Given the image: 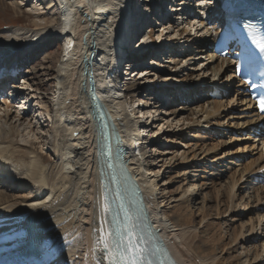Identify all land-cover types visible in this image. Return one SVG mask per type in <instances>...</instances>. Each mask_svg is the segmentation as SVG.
Listing matches in <instances>:
<instances>
[{"label":"bare ground","instance_id":"1","mask_svg":"<svg viewBox=\"0 0 264 264\" xmlns=\"http://www.w3.org/2000/svg\"><path fill=\"white\" fill-rule=\"evenodd\" d=\"M205 1L34 0L29 10L22 11L24 3L7 0L21 20L31 19L33 29L12 27L0 33V39L8 41L5 56L14 52L0 57L2 67L30 61L45 48L48 34L57 33L62 45L57 59L43 57L48 65L41 70L50 72L47 81L53 83L48 104L34 88V70L20 87L13 85L16 79L13 83L4 79L5 87L11 85L5 95L9 91L11 97L0 101V178L4 179L0 187H15L13 194L32 188L35 192L0 195V243H7L0 245V264H23L38 232L49 244L47 264H107L100 235L108 236V211L102 186L94 179L99 147L88 94L90 72L95 97L108 108L119 133L116 149L139 181L149 221L160 230L178 264H264V185L251 181L264 173V136H251L263 126V119L254 114L230 64L208 51L213 40L206 38L207 32L200 33L185 14L173 19L180 6L184 5L182 13L203 3L212 6V0ZM4 4L0 0V9L6 8ZM206 13L212 17L210 10ZM157 26L162 31L152 42L150 36L139 40L142 29L153 32ZM158 41L165 42L163 50L151 45ZM197 56L203 66L196 70L200 73L181 72L179 64L194 62ZM164 57L168 59L161 68L167 75L162 78L157 69ZM51 60L55 67L49 65ZM146 61L148 69L132 81L130 70ZM120 62L131 66L126 72L129 81L117 74ZM139 79L152 88L139 91ZM203 89L218 90L220 97H206L205 102L190 98ZM181 93L190 99L183 102ZM146 116L153 120L145 123ZM156 121L161 129L177 125L164 139L171 148L157 158L153 153L160 130L144 136ZM21 129L30 138L35 136L36 143L50 142L53 160L35 150V143L19 144ZM171 172L172 177L161 184L160 178ZM175 180L181 186L170 191ZM205 192L204 208L196 216L194 198ZM204 204L213 205L211 214ZM13 235L17 240L9 242Z\"/></svg>","mask_w":264,"mask_h":264},{"label":"rangeland","instance_id":"2","mask_svg":"<svg viewBox=\"0 0 264 264\" xmlns=\"http://www.w3.org/2000/svg\"><path fill=\"white\" fill-rule=\"evenodd\" d=\"M4 1V3L6 4V8H4L3 10L2 9H0V33L2 32V31H4V30H7L8 28H12V27H22V28H26V29H33L32 28V25L30 24V20L31 19H28L27 18V16H23V19L21 20V17H18L17 15H15L14 14V12L11 10V8H9L10 6L8 5L9 3L7 2V0H3ZM13 1H16L18 4H20L21 2H22V4L23 5H21V8H22V11H25V10H29L30 9V7L29 6H31L32 5V3L31 2H33L34 0H32V1H30L29 3H28V1L29 0H13ZM20 1V2H19ZM48 1V0H47ZM191 2H193V3H195V2H197V0H191ZM5 4H4V6H5ZM23 6V7H22ZM8 8V9H7ZM194 8V7H193ZM196 11H197V9H196ZM176 12H179V11H176ZM25 14H26V12H25ZM196 14H199V13H196ZM124 15H125V13H124ZM126 16V15H125ZM182 16V14H177V15H175L174 16V20H176V18L177 17H181ZM25 18V19H24ZM28 19V20H27ZM122 24L123 23H126L127 22V17L126 18H124L122 21H120ZM24 26V27H23ZM146 26H148V25H145V27H144V30H145V28H146ZM160 29V30H159ZM143 29L140 31V33H139V40H141L144 36H150V38H149V42L152 40H154V38H155V35L156 34H158V33H161V28H159L158 26L154 29V31L153 32H147V33H145V31H144ZM170 34H173V32L171 33L170 32ZM49 36H50V38H48L47 36L45 37V39L44 40H46L45 41V48H43L42 50H40L36 55H34L33 57H31L30 58V61L28 60V61H26L25 63H24V65H23V69H22V71L20 72V76H19V78H18V80H16V84L14 83L13 85H16L17 87H20L21 86V84L23 83V81L24 80H26V79H28V77H25V75L29 72V73H31L33 70H34V72L36 73L37 72V74H35L34 75V77H33V82H34V84H35V86H34V88H37L38 89V93H40V94H42V98L44 97L45 98V100L43 101V102H45V103H49L48 102V99H49V97H50V94L52 93V89H53V83L52 82H49V81H47L48 79H49V73L50 72H48L47 70H41L42 68H45L48 64H46V63H44V61H43V57H45V56H47V57H50V58H52V60H53V58L54 59H57L58 58V55H59V53H60V50H61V45H62V41H61V39L59 38V35L57 34V33H53V34H48ZM53 36V37H52ZM164 36V40H165V38H167L168 36H169V34H166V35H163ZM5 39H0V57H3V58H5V57H8V56H11V54L13 53L14 54V52H12L11 54H7V56H5L6 54H5V52L3 51L6 47H5V45H7L6 43H8V41L6 40V41H4ZM151 41V42H152ZM151 45H155L159 50H163L165 47H166V45H165V42H156V43H154V44H151ZM159 52V51H158ZM188 54V53H187ZM5 56V57H4ZM185 56V55H184ZM169 57V56H168ZM168 57H164L163 58V60H162V64H160V68H158L157 70H158V73H159V75H158V77H165L166 75H167V73H165V72H167V71H165V69H163V68H161V67H163L164 66V63L163 62H165L167 59H168ZM183 58V57H182ZM199 59V56H197V58H196V61H194V62H189V63H187V64H184L183 65V63H180L179 64V66H178V68H180L181 67V72L183 71L184 73H190V72H192V73H196V74H199L200 72H196V70L198 69V70H201L202 68H203V66H201V63H202V61H200V59ZM48 61V63H50L49 65L50 66H52V67H55V63H53L54 61ZM179 60H180V57H179ZM52 62V63H51ZM147 62L148 61H146V62H144L143 64H141L140 66H137L136 68H131L132 70H130V72L132 71V73H130L129 71H128V68H129V66L130 65H128L127 63H125V62H120L119 64H118V66H120L119 67V70L117 71V74H118V76L121 78V79H126L128 76L126 75V72H129V74H130V79H132V81H133V79H134V76H135V79H138V77L141 75V74H139L141 71H143V70H146V69H148V66L147 65H145V64H147ZM126 65V66H125ZM150 66V65H149ZM131 67V66H130ZM195 70V71H194ZM28 73V74H29ZM122 74V75H121ZM137 74V75H136ZM203 78H206V79H208V81H210L211 79H212V77L210 76V77H208V76H203ZM128 79V78H127ZM126 79V81H129V80H127ZM156 80H157V78H156ZM160 80V79H159ZM161 81V80H160ZM143 84H144V82L141 80V79H139V80H137V83H136V87L138 88V90L139 91H148L149 89H147V88H152V87H150V85H147L146 86V84H144V86H146V87H144L143 86ZM121 87H123V85L122 84H120V88ZM162 88V87H161ZM145 95H146V93H144ZM202 95H204L203 97H201ZM6 97H4V99L5 100H7V99H10V97H11V92H9L8 91V93L5 95ZM144 96V95H143ZM142 96V97H143ZM196 96H197V98H203V102H205L206 101V97H208L209 96V93H208V91L207 90H201L200 92H198L197 94H196ZM142 97H139V98H142ZM145 97V96H144ZM189 97V95L188 94H186V93H181L180 94V99L181 100H183V102H185V101H188V99H190V98H194V94L193 95H190V98H188ZM172 98H169V100H171ZM174 99V98H173ZM9 101V100H8ZM200 104H202V102H200ZM22 104H20V106H21ZM179 105V104H178ZM165 108H166V106H165ZM164 108V109H165ZM44 115H45V113H44ZM137 116H139L138 114L136 115V117ZM146 117H148V116H146ZM150 120H153V117H148L147 119H146V121H145V117L142 119V121H144L145 123H149L150 122ZM33 123V122H32ZM155 124V128L153 129V127L152 128H150V129H148L147 130V132H144V136H148V134H149V132H158L159 130H160V135H159V139H161V140H157V142L159 141L160 143H159V145H155V147H157V148H155V152L153 153V154H155V156H156V158L157 157H159L161 154H165V153H167L168 151H169V148H171V146L172 145H169L168 143L167 144H165V137L167 136V135H169L174 129H175V131L177 130L175 127L177 126L175 123H172V126H171V128H167V129H165L166 128V126L164 127V129H161V127H159L158 126V124L160 123L159 121H156V122H154ZM2 124V123H1ZM0 124V125H1ZM160 125H162V124H160ZM45 129V128H44ZM24 130V129H23ZM22 129L20 130V134H18L17 135V137H16V141L19 143V144H21V145H27V140H28V142H30V143H35V150H40L39 152H43L45 155H46V153H48L45 157H47L48 158V160H50V161H52L53 160V157H51V154H50V152H51V150H52V147L51 146H47L50 142H47L48 144L46 145L45 144V141H42V140H40V142H42V143H36V141H34V137H33V139H32V137L30 138V136H28V135H26L25 133H24V131H23ZM22 132H23V134H22ZM165 132V135L164 136H162V134ZM151 134V133H150ZM24 135V136H23ZM26 135V136H25ZM37 135H38V137H40V134H36V137H37ZM153 135V134H152ZM28 138V139H27ZM30 138V139H29ZM144 139H145V137H143ZM149 139V138H148ZM21 140H26L25 141V143L24 144H22L21 143ZM149 141H150V139H149ZM148 141V142H149ZM37 144H39V145H37ZM29 145V144H28ZM42 145V146H41ZM145 146H147V144H144V148H147V147H145ZM42 147V148H41ZM151 148H152V146H151ZM149 148H147V150H148ZM165 151H167V152H165ZM166 156V155H165ZM168 157V156H167ZM47 163V166L49 165V162H46ZM173 173L174 172H171V174L170 173H167L166 175H164V176H162V178H160V180H161V184L162 183H165L166 182V179L169 177H172V175H173ZM160 176H161V173H160ZM2 182H3V180H2ZM173 184L168 188L170 191L172 190V191H176L177 189H178V187L179 186H181V183H179V181L178 180H175V181H173L172 182ZM5 186H7V184H4ZM15 189V187H12V186H10L9 187V189L6 187V188H0V195L1 196H14V197H22V196H30V195H32L35 191L33 190V188L32 189H24V192H15L14 194H13V190ZM226 191V190H225ZM21 194V195H20ZM206 195V192L205 193H203L202 195L200 194H198L195 198H194V202H195V206H193L192 205V210H193V212H194V215H198V213H199V210H201V208H204V207H201V206H203V198H204V196ZM244 198H246V197H244ZM250 198V197H249ZM249 200H251V198L249 199ZM252 201V200H251ZM198 203V204H197ZM212 206V208H213V205L212 204H208V205H206V204H204V206L206 207V211H208L207 213H212V211L211 210H213L212 208H211V206ZM190 207H191V205H190ZM207 207L209 208V209H207ZM211 209V210H210ZM205 210V209H204ZM211 211V212H210ZM259 213V214H258ZM258 213H256L257 215H259V216H261L260 214V212H258ZM197 221H198V219H196V223H197ZM195 225H197V224H195ZM201 230V229H200ZM262 231H264V230H262ZM201 232V231H200ZM196 241V243L197 242H199V239H197V240H195ZM239 246H240V248H241V245H238V248H239ZM235 247H233V246H231V248L230 249H234ZM192 250V249H191ZM193 251V250H192ZM252 251V250H251ZM194 253V252H193ZM252 253H253V251H252ZM252 253L250 252L249 254H248V257H250L251 255H252ZM251 258V257H250ZM242 260H245L246 261V259L245 258H243ZM244 261V262H245Z\"/></svg>","mask_w":264,"mask_h":264},{"label":"snow or ice","instance_id":"3","mask_svg":"<svg viewBox=\"0 0 264 264\" xmlns=\"http://www.w3.org/2000/svg\"><path fill=\"white\" fill-rule=\"evenodd\" d=\"M72 47L71 41L67 45ZM261 52H264V42H258ZM259 111L264 112V98L258 102ZM21 143H25L21 140ZM109 168L112 163L109 162ZM123 209V205L120 206ZM108 211L107 207L104 209ZM123 227H117L109 239L103 232L100 242L103 244L102 252L106 253L103 259L107 264H151L148 257L152 254L150 248L146 247L147 241L139 232L142 229L139 212L136 210H123Z\"/></svg>","mask_w":264,"mask_h":264},{"label":"water","instance_id":"4","mask_svg":"<svg viewBox=\"0 0 264 264\" xmlns=\"http://www.w3.org/2000/svg\"><path fill=\"white\" fill-rule=\"evenodd\" d=\"M88 74V76H89V92H91V96H93L94 97V84H93V80H92V73L90 72V73H87ZM96 99L94 98L93 99V102H96L95 101ZM95 104V103H94ZM94 115H95V113H94ZM96 119V118H95ZM98 121V120H97Z\"/></svg>","mask_w":264,"mask_h":264}]
</instances>
